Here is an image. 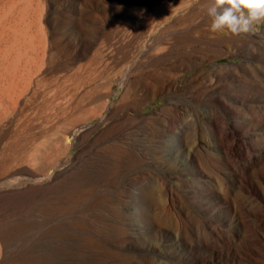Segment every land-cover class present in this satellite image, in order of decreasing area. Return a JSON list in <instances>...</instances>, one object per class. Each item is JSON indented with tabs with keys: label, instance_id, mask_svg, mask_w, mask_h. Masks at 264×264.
<instances>
[{
	"label": "rangeland",
	"instance_id": "rangeland-1",
	"mask_svg": "<svg viewBox=\"0 0 264 264\" xmlns=\"http://www.w3.org/2000/svg\"><path fill=\"white\" fill-rule=\"evenodd\" d=\"M211 0H0V264H264V21Z\"/></svg>",
	"mask_w": 264,
	"mask_h": 264
},
{
	"label": "clouds",
	"instance_id": "clouds-1",
	"mask_svg": "<svg viewBox=\"0 0 264 264\" xmlns=\"http://www.w3.org/2000/svg\"><path fill=\"white\" fill-rule=\"evenodd\" d=\"M207 14L212 19L211 31L226 28L233 35L246 34L264 21V0H211Z\"/></svg>",
	"mask_w": 264,
	"mask_h": 264
}]
</instances>
